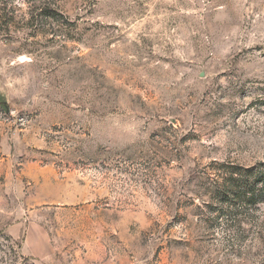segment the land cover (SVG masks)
<instances>
[{"label":"rangeland","instance_id":"obj_1","mask_svg":"<svg viewBox=\"0 0 264 264\" xmlns=\"http://www.w3.org/2000/svg\"><path fill=\"white\" fill-rule=\"evenodd\" d=\"M263 166L264 0H0V264H264Z\"/></svg>","mask_w":264,"mask_h":264},{"label":"trees","instance_id":"obj_2","mask_svg":"<svg viewBox=\"0 0 264 264\" xmlns=\"http://www.w3.org/2000/svg\"><path fill=\"white\" fill-rule=\"evenodd\" d=\"M232 176L233 178H231V181L233 182L229 185L227 196L243 199L250 197V204L251 200L255 201V199L256 202L253 204L264 202V169L257 173H254V171H247L245 175L232 173ZM242 182L243 184L241 185L240 183ZM243 189L247 191L241 192Z\"/></svg>","mask_w":264,"mask_h":264}]
</instances>
